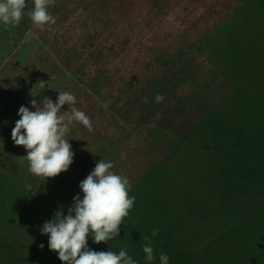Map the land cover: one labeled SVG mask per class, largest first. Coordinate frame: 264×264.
I'll list each match as a JSON object with an SVG mask.
<instances>
[{"label":"rangeland","instance_id":"rangeland-1","mask_svg":"<svg viewBox=\"0 0 264 264\" xmlns=\"http://www.w3.org/2000/svg\"><path fill=\"white\" fill-rule=\"evenodd\" d=\"M258 1L55 0L48 6L55 23L41 30L26 14L34 8L26 0L18 25L0 22V168L55 212L68 213L73 198H83L79 184L101 159L128 179L129 192L176 155L232 92L203 44ZM61 91L76 97L92 130L69 125L73 162L45 178L29 171L27 150L14 144L11 131L20 106L35 111L32 99L56 102ZM256 124L246 134L216 126L209 132L220 159L211 156L212 175L202 188L214 193L221 172L232 187L224 206L214 203L210 216L202 208L194 218L199 237L218 245L200 264H264V118ZM115 237L97 244L90 234L88 248Z\"/></svg>","mask_w":264,"mask_h":264},{"label":"trees","instance_id":"trees-1","mask_svg":"<svg viewBox=\"0 0 264 264\" xmlns=\"http://www.w3.org/2000/svg\"><path fill=\"white\" fill-rule=\"evenodd\" d=\"M203 47L232 92L176 155L157 165L128 192L135 202L119 226V235L94 251L118 254L124 250L137 264H160L161 253L168 255L169 264H200L202 255L218 247L214 240L203 241L194 226V218L202 208L210 216L212 204L225 205L231 186L221 172L216 175L219 186L214 193L202 188L212 175L208 168L211 156L215 155L217 162L220 159L212 148L209 132L216 126L225 132L246 134L264 118V0L243 7ZM55 213L0 168V264L56 261V252L48 247L49 236L40 231ZM238 224L239 219L234 226ZM188 227L194 231L189 233ZM153 229L159 230L155 237L151 235ZM145 236L152 241L156 257L151 262L146 261L143 252Z\"/></svg>","mask_w":264,"mask_h":264},{"label":"clouds","instance_id":"clouds-1","mask_svg":"<svg viewBox=\"0 0 264 264\" xmlns=\"http://www.w3.org/2000/svg\"><path fill=\"white\" fill-rule=\"evenodd\" d=\"M55 0H33L34 8L27 11L31 21L43 30L45 25L54 24L55 18L48 11V6ZM26 0H0V22L4 25H18L26 9ZM45 89L47 81H38ZM56 102L49 97L42 100L32 99L30 104L35 111L20 106L19 120L11 131V139L15 145L24 146L29 163V171L45 178L55 177L69 169L74 153L66 139L69 125L80 122L90 131L92 122L81 110L75 107L76 97L65 91L58 92ZM164 97L156 94V102ZM68 106L61 113L62 107ZM114 165L103 159L96 163L94 170L82 180L79 187L83 198H73L68 214L57 211L54 218L46 221L40 229L41 234L49 236L48 247L58 253V258L65 264H137L126 251H94L88 248V237L91 234L94 243L107 242L119 235V226L132 209L135 197H129V181L111 169ZM74 213V215H73ZM158 229L151 235L157 236ZM143 252L146 261L156 259L149 237H143ZM43 249L44 245H39ZM160 264H169L166 253L159 256Z\"/></svg>","mask_w":264,"mask_h":264}]
</instances>
